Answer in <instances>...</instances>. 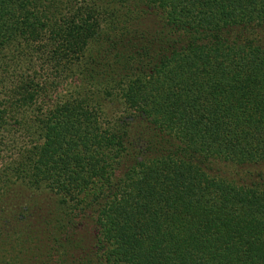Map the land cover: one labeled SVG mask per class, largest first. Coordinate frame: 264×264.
I'll use <instances>...</instances> for the list:
<instances>
[{"label": "trees", "instance_id": "trees-1", "mask_svg": "<svg viewBox=\"0 0 264 264\" xmlns=\"http://www.w3.org/2000/svg\"><path fill=\"white\" fill-rule=\"evenodd\" d=\"M0 264H264V0H0Z\"/></svg>", "mask_w": 264, "mask_h": 264}]
</instances>
